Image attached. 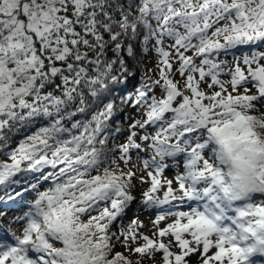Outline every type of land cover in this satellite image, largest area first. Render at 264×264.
Here are the masks:
<instances>
[{"label": "snow or ice", "instance_id": "snow-or-ice-1", "mask_svg": "<svg viewBox=\"0 0 264 264\" xmlns=\"http://www.w3.org/2000/svg\"><path fill=\"white\" fill-rule=\"evenodd\" d=\"M197 253L264 261V0H0V264Z\"/></svg>", "mask_w": 264, "mask_h": 264}, {"label": "rangeland", "instance_id": "rangeland-1", "mask_svg": "<svg viewBox=\"0 0 264 264\" xmlns=\"http://www.w3.org/2000/svg\"><path fill=\"white\" fill-rule=\"evenodd\" d=\"M146 64L148 68H153L154 63H155V57L152 56L151 54L146 55ZM157 93H159V90H157ZM133 116H136L137 118H139V114L136 112V110H134L132 112ZM126 135V133H125ZM145 155H150V153H145ZM135 158V157H134ZM182 170V169H181ZM143 174L146 175V173H142V172H138V175ZM165 175H167L169 178L172 177V170L168 169L166 170ZM139 185H138V189H139ZM143 187H147V185H143ZM136 195L139 197V190H137ZM26 208V204L19 210L11 213L8 218L13 217L14 215H18L21 214ZM139 217V219L141 221H143L144 223V228L141 229V231L151 235L150 229L152 227V220L155 218V214L151 211V210H142L139 205H133L132 209L127 213V217L125 218V223H127V221L135 218V217ZM3 223L5 224V226H7V220H4ZM163 226V223L161 224V227ZM118 251H121L122 249H117ZM199 253L191 255L189 257V261L190 264H200V261L198 259ZM149 264H151V262H149ZM256 264H264V261L262 260H257Z\"/></svg>", "mask_w": 264, "mask_h": 264}, {"label": "trees", "instance_id": "trees-1", "mask_svg": "<svg viewBox=\"0 0 264 264\" xmlns=\"http://www.w3.org/2000/svg\"><path fill=\"white\" fill-rule=\"evenodd\" d=\"M146 60L147 59H146V56H145L143 58V64L147 66ZM129 63L131 64V61H129ZM123 94H126V93H118V95H123ZM116 103H117L118 107L121 109V111L117 114V116L115 118V121L113 123V127H116L118 125H123L126 128L127 127V122L124 119L125 115L126 114L127 115H132V112L134 110H136V109L132 108V107H128V106L122 104L119 99L116 100ZM14 139L17 140V141L19 139H22V134H17L14 137ZM123 140H124V136L123 135H118L117 139H116V142L122 143ZM27 195H28V199L30 200L31 199V194L29 193ZM25 204L26 203L24 201H18L16 203H9L6 207L3 208V212L5 213L6 217H8L11 213L21 209Z\"/></svg>", "mask_w": 264, "mask_h": 264}]
</instances>
